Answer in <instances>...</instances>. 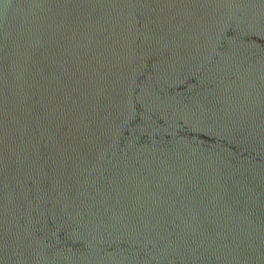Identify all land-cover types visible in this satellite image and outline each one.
Listing matches in <instances>:
<instances>
[{
	"label": "water",
	"instance_id": "water-1",
	"mask_svg": "<svg viewBox=\"0 0 264 264\" xmlns=\"http://www.w3.org/2000/svg\"><path fill=\"white\" fill-rule=\"evenodd\" d=\"M0 264H264V0H0Z\"/></svg>",
	"mask_w": 264,
	"mask_h": 264
}]
</instances>
